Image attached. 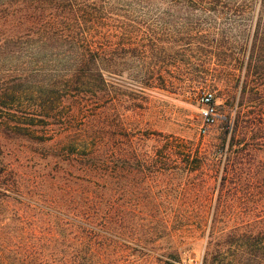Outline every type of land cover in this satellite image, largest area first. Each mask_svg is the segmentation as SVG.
<instances>
[{"label":"trees","instance_id":"obj_1","mask_svg":"<svg viewBox=\"0 0 264 264\" xmlns=\"http://www.w3.org/2000/svg\"><path fill=\"white\" fill-rule=\"evenodd\" d=\"M181 11L242 36L196 45L217 63H184L233 69L216 143L129 122L146 91L177 89L176 57L204 36L176 28ZM174 193L213 213L140 214ZM176 236L206 240L202 264H264V0H0V264H182Z\"/></svg>","mask_w":264,"mask_h":264},{"label":"rangeland","instance_id":"obj_2","mask_svg":"<svg viewBox=\"0 0 264 264\" xmlns=\"http://www.w3.org/2000/svg\"><path fill=\"white\" fill-rule=\"evenodd\" d=\"M162 18L166 22L170 21L171 19V17L166 14L162 15ZM224 18V15H219L217 13H208L204 11H195L194 13L189 15H187L184 11H181L178 15L173 17V20H176L177 22L176 28L178 30L180 29L179 31H181V29H183L184 31L186 29H189V26L185 24L186 22L196 23L195 25H200V27L203 29V32H201V34H204V36L196 38V43L194 44V47H192L191 52H188V54H185L184 56L176 57L178 60L176 65L178 66L176 68H171L170 73L179 84L177 89L171 91L158 89L146 91V110L140 113L141 115L133 116L132 114L129 117L130 123H141V127H149L152 130L162 132L164 134H173L176 136H180L190 141H199L200 139H203L202 143H216L218 142L220 131L222 129H226V127L231 129L234 113H231V110L228 106L227 90L225 89L223 80L227 78L228 73L233 72V69H231V67H228L224 70H221L213 68V66H208L209 69L201 70L199 69V67L195 66L192 68L188 67L189 70H187V68L184 66V63L199 60L207 61L209 63H217V57L215 56V53L217 51L210 49V47L208 46L202 45L205 51L211 52L202 53L200 51H197L198 46L196 45L205 44L216 46L219 42H224L228 43L227 45L236 46V44H239V42L241 43V33L239 31L229 32L228 28L222 25V23L224 22ZM194 33L196 32L194 31ZM166 34L167 36H165L164 44L167 49L168 47L170 48L172 46L173 40L177 41L180 37L172 35L171 38L168 35L169 32H166ZM236 58V51L232 50L225 52V63H235ZM181 60H184V62H182ZM178 68L183 69V71L179 72ZM201 78L206 81L207 85L209 86L206 87L203 85L202 87L198 88ZM218 79L223 80L221 81ZM213 83L217 85V90L210 88V85H212ZM205 93L213 94L217 111L222 118L214 126H212L205 135H203L201 133L202 119L200 113L202 106L199 103V100ZM154 145L155 143L153 141L149 142V149ZM173 176L176 178L183 177L180 174ZM194 176H198V174L196 173L194 174ZM175 196L176 193H174L173 196L171 195L169 197H160V202L163 203V205H161L160 211H143L140 214L145 216L157 215L159 217H192L210 216L213 213L212 211H203L202 209H181L180 202L177 198H175ZM16 208H18V206H16ZM11 209H13V207H11ZM136 213H138V211ZM231 213L241 214L240 211H232ZM258 213L259 210H243V214L256 215ZM175 241L176 243L174 245H179L180 248H185L188 246L190 247V245H192L191 250H187L184 252L182 264H202L206 240L197 239L195 241H190L188 239H179L176 236Z\"/></svg>","mask_w":264,"mask_h":264},{"label":"built area","instance_id":"obj_3","mask_svg":"<svg viewBox=\"0 0 264 264\" xmlns=\"http://www.w3.org/2000/svg\"><path fill=\"white\" fill-rule=\"evenodd\" d=\"M215 99L212 93H205L199 100L202 108L200 110L202 119L201 133L205 135L222 117L217 111Z\"/></svg>","mask_w":264,"mask_h":264}]
</instances>
